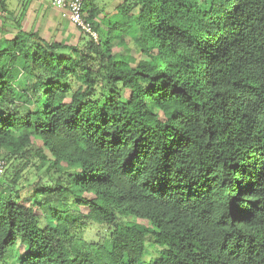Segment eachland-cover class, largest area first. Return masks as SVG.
I'll list each match as a JSON object with an SVG mask.
<instances>
[{"label":"trees","instance_id":"trees-1","mask_svg":"<svg viewBox=\"0 0 264 264\" xmlns=\"http://www.w3.org/2000/svg\"><path fill=\"white\" fill-rule=\"evenodd\" d=\"M83 6L97 42L0 47V264H264V0Z\"/></svg>","mask_w":264,"mask_h":264},{"label":"crops","instance_id":"crops-1","mask_svg":"<svg viewBox=\"0 0 264 264\" xmlns=\"http://www.w3.org/2000/svg\"><path fill=\"white\" fill-rule=\"evenodd\" d=\"M51 2L42 10L37 0L27 4L17 0L14 6L9 5L8 0H0V47L9 46L21 31L38 32L45 40H65L71 36H75L76 41L80 39L78 30L61 18ZM101 17L96 20L103 21Z\"/></svg>","mask_w":264,"mask_h":264},{"label":"rangeland","instance_id":"rangeland-1","mask_svg":"<svg viewBox=\"0 0 264 264\" xmlns=\"http://www.w3.org/2000/svg\"><path fill=\"white\" fill-rule=\"evenodd\" d=\"M29 1H31V0H21V2L23 4H27ZM89 1H92L94 6L97 8V12L99 13V15H97V16L99 19H100L101 15L105 16L103 18V25H102V27H100V30H99L100 37H102V35L104 34V31H105L104 27H106V25L109 23L108 20L109 19L115 20V16L118 17L116 6L122 0H89ZM16 2H17V0H8V4L11 6H14L16 4ZM37 3H39L41 9L43 10L44 8L47 7L46 5L50 4V0H37ZM106 14H107V16H106ZM106 18H109V19H106ZM70 40H71L72 44H76L78 42V41H76L75 36H72L71 39H68L69 43H70ZM78 40H81V38ZM116 43H117L116 41L113 42V47H115ZM116 51H121L122 53L130 54L133 57H135V55H136L135 51L133 49V46H132L131 42H129V41H127L126 48H122V50L117 49ZM35 143L38 145H41V143L39 141H35ZM31 178L32 177H30L29 180L22 183V187H23L22 189L23 190L21 191V197H22L23 203L33 206V185H32L33 182L31 181ZM33 208L40 215L39 216L40 218L38 220L39 226L41 228L45 227L47 225V222H46L45 217H43L41 215L40 208L37 206H34ZM125 220H126V222H129V223H137V224H141L144 226L148 225L145 221L134 219L133 217H129ZM84 230H85V235H86V238L85 237L84 238L86 240L91 239L92 242H100L105 248H107V249L110 248L109 234L105 228L87 225ZM150 237H151V235L148 234L147 239H146L147 242L145 244V250H144V253H143L142 258L140 260V264H150V262L153 261L157 257V252L160 250L159 247H157L152 242ZM23 253H24L23 247L18 244L16 246V249L13 250L11 255L19 258L22 256Z\"/></svg>","mask_w":264,"mask_h":264},{"label":"built area","instance_id":"built-area-1","mask_svg":"<svg viewBox=\"0 0 264 264\" xmlns=\"http://www.w3.org/2000/svg\"><path fill=\"white\" fill-rule=\"evenodd\" d=\"M84 0H52L51 5L56 8L63 20L75 27L80 33L88 36L94 42L98 35L84 14ZM6 162L0 158V177L4 175Z\"/></svg>","mask_w":264,"mask_h":264}]
</instances>
